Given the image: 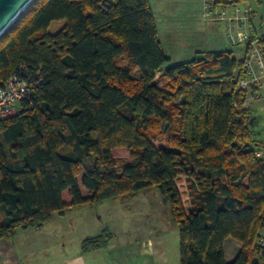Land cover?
Returning a JSON list of instances; mask_svg holds the SVG:
<instances>
[{
	"label": "trees",
	"instance_id": "trees-1",
	"mask_svg": "<svg viewBox=\"0 0 264 264\" xmlns=\"http://www.w3.org/2000/svg\"><path fill=\"white\" fill-rule=\"evenodd\" d=\"M246 57L207 52L166 66L148 0H34L0 37V88L25 68L37 82L0 121V240L156 189L176 219L180 264H264V142L234 88ZM227 239L241 244L230 263ZM110 240L85 238L81 252Z\"/></svg>",
	"mask_w": 264,
	"mask_h": 264
},
{
	"label": "rangeland",
	"instance_id": "rangeland-1",
	"mask_svg": "<svg viewBox=\"0 0 264 264\" xmlns=\"http://www.w3.org/2000/svg\"><path fill=\"white\" fill-rule=\"evenodd\" d=\"M148 1L161 36H165V28L169 21H174L172 28H176L177 34L184 37H188L189 34L194 36L193 41L187 46L185 43L175 41L177 47L173 46V48L168 49V54L173 53L174 48L176 50L188 48L192 52L207 53L208 51H204L208 48V41L213 40L217 47L222 48L219 50L231 51L237 60L243 58L244 47L233 46L228 42L226 25L208 22L204 19L202 0ZM245 2L249 5L252 16H254L252 22L257 34L264 36V0H243L241 5ZM60 29V24H54L51 33L56 34ZM176 58L177 56H173V60H170L166 66L181 63ZM121 65L125 66L126 62L121 61ZM161 75L156 76L157 85L164 88L167 81L161 78ZM132 76L134 81L139 79L136 71L133 72ZM261 89H259V94L261 91L262 98L258 96L257 100L245 108H249L251 104L254 105V109L251 111L254 119V132L259 140L264 141V91ZM259 102L260 105L257 104ZM154 145L163 147L164 141H156ZM112 157L117 162L122 161L123 165L129 163V154L126 149L113 151ZM177 187L184 208L188 209L189 196L186 182L181 180ZM81 191L84 197L89 196L86 189L81 187ZM67 195L68 192L63 195L64 203L71 201ZM83 207L82 210L73 211L64 219L57 220L45 228V231L50 234V232H55L58 229L55 227L56 223H61L65 232L60 234L73 238L71 241H64L65 248L69 252L78 251L80 241L85 238L96 237L106 231L111 240L107 249L100 255H104L112 264H180L179 232L176 219L168 199L161 196L156 189L143 191L134 196L126 195L107 200L93 208L90 206ZM47 232H44L43 236H46ZM20 233L18 242L23 236L22 231ZM230 250L233 251L232 248Z\"/></svg>",
	"mask_w": 264,
	"mask_h": 264
},
{
	"label": "built area",
	"instance_id": "built-area-1",
	"mask_svg": "<svg viewBox=\"0 0 264 264\" xmlns=\"http://www.w3.org/2000/svg\"><path fill=\"white\" fill-rule=\"evenodd\" d=\"M243 0H202L203 17L212 23L226 25V37L233 46H243L242 73L234 78L235 91L245 94L244 107L258 99V91L264 86V44L252 36V11ZM246 48L248 52L246 53ZM14 72L4 87L0 88V121L16 116L22 102L30 98L37 84L29 71Z\"/></svg>",
	"mask_w": 264,
	"mask_h": 264
},
{
	"label": "crops",
	"instance_id": "crops-1",
	"mask_svg": "<svg viewBox=\"0 0 264 264\" xmlns=\"http://www.w3.org/2000/svg\"><path fill=\"white\" fill-rule=\"evenodd\" d=\"M173 24L174 21H169L168 26L165 28V33H164L165 36L163 35L161 36L159 29L157 27L159 39L166 56L171 61L173 60V56H177L176 58L177 61H180L181 63L188 62L195 58L200 57V55H202L201 53H203L202 51L192 52V50H188V48H178L177 50L174 48L173 53H171L172 55L167 53L168 49L173 48V46L177 47L175 46V41L185 43V45L187 46V44L193 41L194 38V36L191 34H189L188 37H184L177 34L178 32L176 28H172ZM251 26H252V31L255 32V35L257 37H264L263 35L260 36L257 34V30H255L253 22ZM162 37H164L165 39L163 40ZM208 42H209L208 48L205 49L204 52L224 51V50H219L222 48L217 47L213 40H209ZM175 51H177V53H175ZM185 58L188 60H183ZM261 90L264 91V86L262 87ZM259 96L262 98L261 91ZM257 104L260 105V102ZM253 106L254 105L251 104L248 108L250 113L252 109H254ZM255 137L256 139H258L257 134ZM65 204L68 205L70 203H65ZM82 208L84 207L77 208L74 211L77 210L80 211L82 210ZM66 216L64 217L55 216L50 222L45 224L40 229L29 228L27 230H18L15 235V238L11 242L6 240H0V264H112V262L108 258H106L104 255H100L103 251H91L88 253H82L80 245L83 240L80 241L78 251H73L72 253L69 252L65 248L64 241H69V240L71 241L73 238H68L65 237V235L63 236L62 234H60L65 231L63 229L62 224L61 223L59 224V222L56 223L55 227H58V229L55 230V232H50L49 234V232L45 231L46 226L52 224L53 222H56L57 220H62ZM21 231L23 236L20 242H18ZM44 232H47L46 236H43ZM224 248H225L226 261L230 263L240 251L241 244H239L236 241L227 239ZM231 248L233 249V251L230 250ZM179 263H180V256H179Z\"/></svg>",
	"mask_w": 264,
	"mask_h": 264
},
{
	"label": "water",
	"instance_id": "water-1",
	"mask_svg": "<svg viewBox=\"0 0 264 264\" xmlns=\"http://www.w3.org/2000/svg\"><path fill=\"white\" fill-rule=\"evenodd\" d=\"M34 0H0V37Z\"/></svg>",
	"mask_w": 264,
	"mask_h": 264
}]
</instances>
